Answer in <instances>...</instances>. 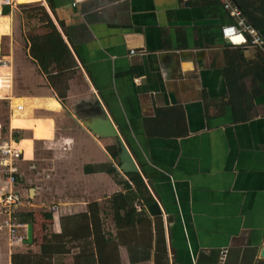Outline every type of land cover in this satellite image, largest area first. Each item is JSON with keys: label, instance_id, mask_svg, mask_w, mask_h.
<instances>
[{"label": "crops", "instance_id": "crops-1", "mask_svg": "<svg viewBox=\"0 0 264 264\" xmlns=\"http://www.w3.org/2000/svg\"><path fill=\"white\" fill-rule=\"evenodd\" d=\"M38 1L74 65L49 80L25 38L0 48L31 214L22 242L0 227V264H264V48L226 43L219 0ZM242 4L264 36V0Z\"/></svg>", "mask_w": 264, "mask_h": 264}, {"label": "built area", "instance_id": "built-area-1", "mask_svg": "<svg viewBox=\"0 0 264 264\" xmlns=\"http://www.w3.org/2000/svg\"><path fill=\"white\" fill-rule=\"evenodd\" d=\"M83 0H71V5H76ZM223 9L231 17L229 23L220 26V33L227 44L233 47H253L264 48V36L254 27L244 21L240 9L232 0H219ZM16 0H0V16L3 15L4 7H8L9 12L16 6ZM129 53H134L130 49ZM9 67V60L0 53V68ZM10 85V75L5 72L0 73V88H7ZM22 106L15 103V109ZM21 157V150L17 144L11 140L0 143V177L7 184L5 189L0 192V212L5 218L0 223V227L7 232L9 243L22 242L24 236L18 231L19 228L25 230V224L14 218V213L23 205V196L16 186L15 161ZM25 232V231H24ZM224 249L221 250V258Z\"/></svg>", "mask_w": 264, "mask_h": 264}, {"label": "trees", "instance_id": "trees-1", "mask_svg": "<svg viewBox=\"0 0 264 264\" xmlns=\"http://www.w3.org/2000/svg\"><path fill=\"white\" fill-rule=\"evenodd\" d=\"M236 1L239 8L242 10V12H244V6L242 4L243 0H235V2ZM35 5V9L40 13V20L43 22V27L46 29V31H44V33L28 34L24 37L29 44V55L37 63L40 71L46 74L49 80H52L51 78L54 76L53 72H56L55 75L61 74V72L67 68L73 67L74 61L69 48L66 46L65 42L60 36V33L49 17L44 6L39 2H37ZM49 6L51 7L50 2ZM3 12L5 14L8 13V8H4ZM63 88V93L57 91V95L62 96L65 94L66 85H64ZM19 137H21V135L17 133L12 134V138L15 140H18ZM126 174L131 180H133L136 190H138L140 192V196H142L143 192L146 191V187L140 175L135 171H128ZM132 209L134 208L132 207ZM17 211L18 212H15L13 215L16 220L23 214L24 218L21 217L18 220H21L22 222L31 221V214L29 212L21 213L19 210Z\"/></svg>", "mask_w": 264, "mask_h": 264}, {"label": "rangeland", "instance_id": "rangeland-1", "mask_svg": "<svg viewBox=\"0 0 264 264\" xmlns=\"http://www.w3.org/2000/svg\"><path fill=\"white\" fill-rule=\"evenodd\" d=\"M16 6L11 11L10 16H0V48L6 50L9 48V44H14L15 48L17 45L23 44L21 41L24 36L32 33H38L46 31L43 27V22L40 20V13L35 9V4L38 0H16ZM42 3V2H39ZM4 32V33H3ZM6 33V34H5ZM22 33V34H21ZM6 112H1L0 120L1 123H6ZM3 124V125H4ZM6 128V126H4ZM7 130L4 129L6 135ZM22 194V193H21ZM23 204L26 206V200L23 199ZM23 207H19V211ZM24 231L23 228H19L18 231Z\"/></svg>", "mask_w": 264, "mask_h": 264}, {"label": "water", "instance_id": "water-1", "mask_svg": "<svg viewBox=\"0 0 264 264\" xmlns=\"http://www.w3.org/2000/svg\"><path fill=\"white\" fill-rule=\"evenodd\" d=\"M111 132V130H110ZM149 212L151 214H159L160 213V209L157 205V202L156 201H153L152 203H150L148 206H147ZM25 243H30L32 241V224L31 223H27L26 224V237H25ZM260 254L261 256H264V241H263V244L261 245V248H260Z\"/></svg>", "mask_w": 264, "mask_h": 264}]
</instances>
